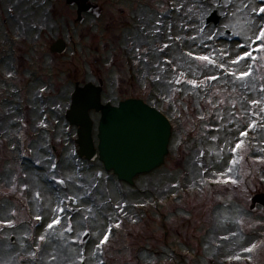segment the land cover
<instances>
[{"label": "rangeland", "instance_id": "374dc122", "mask_svg": "<svg viewBox=\"0 0 264 264\" xmlns=\"http://www.w3.org/2000/svg\"><path fill=\"white\" fill-rule=\"evenodd\" d=\"M24 1L31 5H19ZM156 1L127 5L123 0H115L117 4L111 8L109 0H99L103 9L100 19L88 20L92 16L89 14L81 23L76 20L75 7L64 0H50L49 5H44L43 0L13 1L19 13L25 12L34 22L39 21V29L40 24H48L44 34L33 38L34 48H46L59 34L64 20L65 36L71 35L70 41L78 45L76 51L69 49L61 57L50 54L48 49H27L34 64L28 68L33 79L40 77L36 74L40 71L36 69V61H41L42 66L51 68L46 76L51 89L62 88L65 83L66 91L57 89L60 94H67L76 72L78 75L96 72L99 67L111 88L110 71L106 69L111 45L105 41L112 32L106 33L104 23L113 8L117 9L115 15H120V10L125 8L123 21L127 24L134 12L146 7L144 21L149 49H144V61L134 70L140 83L137 85L136 80L130 79L132 69L128 73L120 71L118 78L122 77L123 81L115 84L109 97L115 100L132 94L144 96L147 104L167 117L171 134L163 163L149 172L137 174L133 183L128 184L106 171L98 159L88 161L78 157L75 131L66 122L61 126V120L57 124L51 118L54 132L33 134L32 157L41 165V181L36 177L35 166L32 168L34 188L29 196L23 201L18 190L16 198L2 201L3 205L11 204L18 228L15 233L6 231L15 237L14 243L8 242V235L0 232V250L5 255L0 264H80L81 261L85 264H264V207L257 204L251 209V197L264 192V151H261L264 148V126H261L264 113L253 115L259 108L251 103L264 97L261 91L264 68L259 67L264 61L254 65L256 78H250L252 87L244 89L238 83L225 84L224 81L232 77L227 76L224 69L211 65L204 69L199 61H192L185 55L189 51L198 55L212 53L218 62L229 68L239 67L228 61L250 51L247 47L250 41H246L243 34L234 33L241 31L242 26L247 27L246 20L259 22L260 17L250 10L264 3L258 0H232V3L226 0H166L167 4L163 0ZM244 3L248 8L233 15ZM2 9L5 13L6 9ZM214 9L221 15L219 23L205 26L204 18ZM89 23L92 27L87 31ZM152 24L154 28H150ZM247 35L253 34L248 32ZM95 44L97 49L87 48ZM165 44L169 47L165 48ZM240 44L245 47H238ZM256 46L253 44L252 48ZM221 50L229 55L221 56ZM253 55L259 57L264 53L254 52ZM186 61L192 64L197 76L193 77L188 71ZM180 71L187 72V78L198 81L211 75L218 76L219 80L206 82L203 88L196 89L184 83L169 84ZM233 87L236 91H232ZM173 88L180 91L173 92ZM50 98L52 102L57 97ZM220 100L224 103H218ZM213 103L217 106L213 107ZM58 116L56 114V118ZM253 121H256L254 130L249 128ZM242 131H247L248 135L241 136ZM93 137L96 142V129ZM239 140L245 141V147L234 154L230 149ZM51 143L55 144L57 153L51 151ZM234 155L238 163L233 166L229 161ZM53 164L55 168L51 167ZM228 167L233 169L228 175L237 183H217L222 179L219 173L226 172ZM59 180L64 183H57ZM67 197L76 198L75 202ZM61 200L67 206L66 214L72 217L74 231L65 232L64 238H60L58 226L57 234L40 241L39 237L46 234L47 224L54 218L52 208ZM27 203L32 213L26 212ZM117 205L123 206V211ZM88 208L94 215L87 212ZM38 215L43 219L37 220ZM84 216H88V220H84ZM7 219L3 213L2 220ZM117 223L119 228L114 227ZM108 228H112L108 242L96 249L95 245ZM84 231L89 232L83 237L85 242L73 243L77 233ZM253 245L256 247L251 252L243 251ZM237 255L241 259H231Z\"/></svg>", "mask_w": 264, "mask_h": 264}, {"label": "flooded vegetation", "instance_id": "af4514ba", "mask_svg": "<svg viewBox=\"0 0 264 264\" xmlns=\"http://www.w3.org/2000/svg\"><path fill=\"white\" fill-rule=\"evenodd\" d=\"M9 1L10 3L8 4L7 2ZM13 1L14 0H0L1 203L2 201L7 202L8 199L12 200L11 198H16L19 192L18 190L21 192L20 196L23 201L29 196L30 192L33 191L34 188L32 187V175L35 173H33L32 168L35 166L38 170V172H36V174H38L36 177H39L41 181V165L36 164L34 158L32 157V142L35 139L33 138V134L35 132L38 134L45 133L46 135L54 132L55 129L50 125V120L52 118L54 121H57V124H59V120H61L62 122L59 124L61 126L66 122L67 125L75 131L74 133H76V127L69 124L66 120L65 113L70 106L71 96L77 87L82 88L86 84H92L95 86L99 93V102L102 105L109 104L110 106H118L120 102L127 99H140L145 102L144 96H134L133 94L126 95L124 98L121 97L115 100L109 96L111 95L113 88L116 87L115 84H119L123 81L122 77L118 78L119 75H121L119 73L120 71L125 70L126 73H128V71L132 69L133 76L131 75L130 79L136 80L137 85L140 83L136 78L134 70H136L142 61H144V49H149V47L146 46V21H144L146 7L141 9L139 12H134L132 14V20L127 24L123 21L125 8L120 10V15H115V11H117V9H111L112 14L107 18L104 23L105 25L103 26L106 33L112 32L109 40L105 41L106 44L109 43V45H111L108 50V62L106 61L108 63V65H106V69L110 71L108 78L111 88H109L105 82L107 78L104 76V72L101 67L96 68V72H93L91 70L92 68H90V71H92L88 72L90 75H88V73H81L78 75L76 72V75H73L74 77L72 78V81H70L67 94H65V92L60 94L61 91L58 92L57 89L61 87L56 89L50 88L51 84L47 82L49 78L46 76L50 74L48 71H50L51 68L48 69L46 66H42L41 61H36V69H40V71L36 72V74L39 73L40 77L33 79V74L28 68L34 64L31 58L28 57L29 51L27 49H48L50 54L61 57L64 56L69 49L76 51V49H78V45H76L75 41H70L72 39L71 35H68L67 37L65 36L66 24L64 20L63 25L59 26V34L54 40L47 43L46 48L40 46H38V48H34L33 38L40 37L42 32L44 34L45 30L48 29V24L47 22L45 24H40L41 29H39V21L34 22L32 16L30 14H26L25 12L19 13V8L17 7L18 5H16ZM64 1L66 4H72L75 7L76 20L79 23H81L86 16H89V14H92V16H90L88 20H98L101 17L103 9L102 4L99 5V0H86L84 4L81 0ZM123 1L127 5L142 4L146 2V0ZM159 1L160 0H157L156 2ZM163 1L165 2L166 0ZM49 2L50 0H43L44 5H49ZM109 2L112 3L110 5L111 8L114 4H117L115 0H109ZM258 3L263 4L264 0H258ZM29 4V1H24L19 5L30 6L31 4ZM165 4L167 3L165 2ZM2 8L6 9L5 13H3ZM45 10L48 12L47 7H45ZM35 27L37 28L36 31L34 30ZM91 27L92 23H89L87 31L90 30ZM150 28H154V25L152 24ZM118 29H120L119 33H113L114 30ZM132 29H136L137 31H132ZM54 42L62 43L60 48L62 50L60 52H57V49H54ZM87 48L97 49V45H91ZM141 49H143L142 52ZM102 64H104V62ZM2 75H4V77H1ZM34 86L37 87L36 90L34 89ZM62 89L65 90V83L61 90ZM50 97L57 98H55V101L51 102ZM56 114H59L57 118ZM88 114L93 121L92 126L94 130L97 128L101 113L100 111H96L91 108L88 110ZM50 149L51 151L56 152L55 144L51 143ZM1 205H3V203L0 204V232H4L8 235L6 238L8 242L14 243L15 237L7 232H16L18 228L16 215L13 214V208L10 206L11 204ZM25 209L26 212L32 213V207L28 203ZM3 213L8 216V219L5 222L2 220ZM8 222H10V224H8ZM29 224H32L31 221H29ZM2 252L3 251L0 250V263L2 261V257L5 256Z\"/></svg>", "mask_w": 264, "mask_h": 264}, {"label": "water", "instance_id": "95a60500", "mask_svg": "<svg viewBox=\"0 0 264 264\" xmlns=\"http://www.w3.org/2000/svg\"><path fill=\"white\" fill-rule=\"evenodd\" d=\"M81 1L84 4L86 0ZM220 19L221 15L214 9L204 18V24L217 25ZM54 46L57 52L62 50V43L54 42ZM91 108L101 113L96 142L93 121L88 114ZM65 117L76 127L77 156L88 161L98 159L106 171L128 184L133 183L137 174L159 167L168 152L169 120L157 108L140 99H127L118 106L102 105L97 88L86 84L73 92ZM257 204L264 207V192L251 197V209Z\"/></svg>", "mask_w": 264, "mask_h": 264}, {"label": "snow or ice", "instance_id": "6c2138e0", "mask_svg": "<svg viewBox=\"0 0 264 264\" xmlns=\"http://www.w3.org/2000/svg\"><path fill=\"white\" fill-rule=\"evenodd\" d=\"M226 2L232 3V0H226ZM241 2H242V0H241ZM244 8H248V4L244 3L242 7L236 8L232 14L235 15L236 12H243ZM189 11H191V9H189ZM250 13L254 14L255 16H259L260 21L257 22L254 19L246 20L247 27L244 28L242 26L241 31H236L234 34L237 36H240L241 34H243L245 37V40L250 41V43L247 44V47L250 48L251 50L250 51H244L242 54H239L235 58L228 61L229 64L238 65L239 67H237L235 69L229 68L225 63L218 62V60L215 58V56L212 53L198 55V54H194V52H192V51H189L185 55L187 57H189L192 61H199L200 66L204 69H207L209 65L220 68V69H224L225 74L227 76L232 77L231 80H225L224 81L225 84L235 85L238 83L239 86L241 88H244V89H248V88L252 87V85L250 84V78L251 79L256 78L253 75L254 65L258 64L259 61H264V55H261L259 57L253 55L254 52L264 53V6H261L259 8H252L250 10ZM201 31H203V29H201ZM248 32H252L253 35L248 36L247 35ZM208 38L211 39L212 37H208ZM169 39H171V37H169ZM176 39L179 40L180 37H176ZM189 39L195 40V37H189ZM253 44H255L257 46L255 48H252ZM164 47L167 48V47H169V45L165 44ZM238 47L244 48L245 44H240V45H238ZM137 51H139V50H137ZM227 55H229L227 52H224L221 50V56H227ZM246 60H250L251 63H246V64L242 63L243 61H246ZM168 63H171V61H168ZM186 63H187V61H186ZM259 67L264 68V64H259ZM187 68H188V71L192 73L193 77L198 75L197 72L193 71V66L191 63H187ZM173 71H175V68L173 69ZM156 79L159 80L160 77L157 76ZM214 80H219V77L215 76V75L205 76L203 80L198 81L195 78H187V72L180 71L177 74V76L175 77L174 81L169 80L168 83L169 84L184 83L187 85H191L193 89H196V88H203L206 82H210V81H214ZM172 91L176 92V91H180V89L173 88ZM232 91H236V88L233 87ZM261 91L264 92V87L261 88ZM209 103H212V101H209ZM218 103L222 104V103H224V101L220 100ZM251 103L259 108V112L253 113V115L258 116L260 113H264V106H262V105H264V97H262L260 100H252ZM216 106L217 105L215 103H213V107H216ZM233 106H234V104H233ZM229 115H232V114L229 113ZM261 126H264V125H261ZM255 127H256V121H253L249 125V128L254 130ZM240 135L243 137H246L248 135V132L242 131L240 133ZM211 139L214 140V139H216V137H212ZM244 147H245V141L239 140L235 144V146L230 149V151L232 153L236 154V153H238V151L243 150ZM261 151H264V148H262ZM201 155H203V153H201ZM229 163L233 166L236 163H238V159L236 158L235 155L229 161ZM51 167L55 168V164H53ZM232 170H233L232 167H228L226 172L219 173V176L222 179L217 180L216 182L217 183H225V184H227V183L236 184L237 180L233 179L230 175H228L229 173L232 172ZM205 171H207V169H205ZM53 179H55V177H53ZM57 183L63 184L64 181L59 180V181H57ZM36 197H37V199H39V193L36 194ZM66 199L73 200V202H75L76 198L67 197ZM61 205H65L64 200H61L55 207L52 208V213H53L54 218L51 220L50 223L47 224L46 234L41 235L39 237L40 241H45L48 236H51L53 234H57L58 226L60 229L58 232V235L60 238H64L65 232H73L74 231V228H73L72 223H71L72 217L70 215L66 214V207L67 206L66 205L61 206ZM117 207L121 211H123V206L117 205ZM87 212L89 214L94 215L91 208H88ZM62 213L65 214L63 217L61 216ZM35 218L37 220L43 219V217H41L39 215L36 216ZM83 219L88 220V216H84ZM62 220L65 221V223L62 224ZM8 224H10V222H8ZM114 227L119 228L120 227L119 223L115 224ZM111 233H112V228H108L107 231L104 233L103 237L95 245V248L98 250L101 249V247L108 242L109 236L111 235ZM88 235H89L88 231H84L82 233H77L76 239H74L72 242L76 243L79 241L81 243H84L85 241L83 240V237H87ZM225 239H226V237H225ZM255 247H256V245H253L250 248H245L243 251L244 252H251L253 250V248H255ZM81 252H82V250H81ZM32 255L34 257L35 253H33ZM53 259H55V257H53ZM231 259L239 260V259H241V256L237 255L235 257H231ZM81 260H83L82 255H81Z\"/></svg>", "mask_w": 264, "mask_h": 264}]
</instances>
